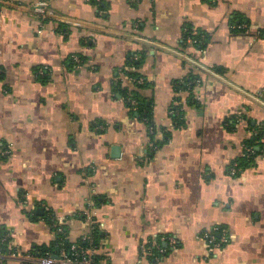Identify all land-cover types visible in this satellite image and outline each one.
<instances>
[{"label": "crops", "instance_id": "crops-1", "mask_svg": "<svg viewBox=\"0 0 264 264\" xmlns=\"http://www.w3.org/2000/svg\"><path fill=\"white\" fill-rule=\"evenodd\" d=\"M40 1L0 0V238L20 254L5 264L93 224L103 264H264V0H46L48 19Z\"/></svg>", "mask_w": 264, "mask_h": 264}, {"label": "built area", "instance_id": "built-area-1", "mask_svg": "<svg viewBox=\"0 0 264 264\" xmlns=\"http://www.w3.org/2000/svg\"><path fill=\"white\" fill-rule=\"evenodd\" d=\"M32 12L36 14L37 16L41 17L42 19H48V18H56L53 11L50 9L49 2L46 0L40 1L32 6ZM73 62L76 64L77 67L81 65V59L78 56L73 57ZM47 68H40L37 72V75L44 76L46 74ZM137 83H142V80H135ZM198 82V81H197ZM195 81L190 80L188 81V86L194 84ZM195 88V87H194ZM194 90L193 98L197 101V98L195 96ZM179 100L174 106H178V111L170 110V115L178 114L179 111L185 110L186 104L189 102L188 96L189 92H187L186 89H182L179 92ZM131 108L133 110L137 109L138 101L134 98L131 100ZM149 132L151 134L154 133V129L150 128ZM252 148L245 149V152L243 156L247 153H252ZM230 174L232 176H237L239 173H242L241 169L238 168L237 163H234L230 168ZM58 233L63 232L62 227H57ZM96 225L93 224V227L91 229V232L86 234L82 240L87 243L86 247L80 246L78 243H73L70 247L69 252L67 251L66 247L64 245H61L59 253L58 254H45V255H39V254H27L24 256V259H26L30 264H103L101 261L97 259V245L95 244V240L93 237V231L95 230ZM211 239V242L213 243V246L211 247V251L214 250L215 247L221 246L223 243L227 241V239L223 238L221 241H217L213 236L209 237ZM7 238L3 239V242H6ZM174 243V240H173ZM161 253H163V250H161L159 247H157ZM20 254L17 251H9L7 254L3 253L1 246H0V260L1 259H9V258H17ZM5 264V263H0Z\"/></svg>", "mask_w": 264, "mask_h": 264}, {"label": "trees", "instance_id": "trees-1", "mask_svg": "<svg viewBox=\"0 0 264 264\" xmlns=\"http://www.w3.org/2000/svg\"><path fill=\"white\" fill-rule=\"evenodd\" d=\"M193 37H194V39L199 40V42L202 43V45H204L206 43L205 41H206L207 37L205 35H193ZM44 76L38 75L39 78H44ZM131 78H137V76L133 75V76H131ZM190 80L195 81V83L190 85V86H188L187 83ZM197 81H198V79H196L195 76H188L187 79L177 83V86H176L177 92H179L182 89H186L187 92H189L188 99H189V102L192 103V104H197V102H198V101L194 100L193 93H192ZM130 92L131 91H129V92L124 91L123 92L125 98H127L126 101H127V104L129 105V107L131 106V103H130L131 100L134 98L133 96H131V95H133V92H131V93ZM178 100L179 99H177V101ZM144 108H145L144 105L141 102H138V104H137V112L135 111L134 113H137L138 115H140L139 117H143V118L147 119L149 116H148L147 113H144ZM178 109H179L178 106H172V108H171V110H175V111H178ZM184 114H185V110L179 111L178 114L172 115L171 118L173 119V121H175L176 123L180 124V123L183 122ZM151 128H153L152 125H151ZM154 132H155V129H154ZM256 139L257 138H251L245 144V149L252 148L253 152L250 153V154L249 153L245 154L241 159H239V160H237L235 162V163H237L238 168L241 169L242 172L244 171L245 167L247 165H249L252 162V160L256 157V155H258V153L260 152L259 150H257ZM240 174L241 173H239L237 176H239ZM62 228H63V232H60V233H58V228L57 227L55 228V232H56L55 241L52 243V245L50 246V248L48 250L44 251V253L40 254V255H45V254H53V255H55V254H58L59 250L61 248L60 247L61 245H64L66 247L67 251L69 252L70 247H71V245L73 243H71L68 240L67 234H66V230L64 229L63 226H62ZM93 237H94V240H95V244L98 246V242L101 239V232L99 231L98 228H95V230L93 231ZM4 238H7L6 242H3ZM9 244H10V236L5 233L0 238V246H1V249H2L3 253L7 254L9 252V250H8ZM78 244L80 246H82V247H86L87 246V243L84 242L83 240H80L78 242ZM97 259H98V257H97ZM5 261H6V259H1L0 263H5Z\"/></svg>", "mask_w": 264, "mask_h": 264}, {"label": "water", "instance_id": "water-1", "mask_svg": "<svg viewBox=\"0 0 264 264\" xmlns=\"http://www.w3.org/2000/svg\"><path fill=\"white\" fill-rule=\"evenodd\" d=\"M116 150H118V149H116Z\"/></svg>", "mask_w": 264, "mask_h": 264}]
</instances>
